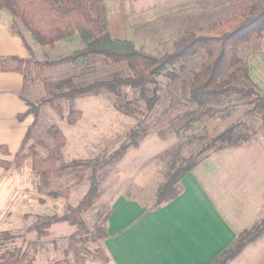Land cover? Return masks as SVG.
Segmentation results:
<instances>
[{
	"label": "trees",
	"instance_id": "obj_1",
	"mask_svg": "<svg viewBox=\"0 0 264 264\" xmlns=\"http://www.w3.org/2000/svg\"><path fill=\"white\" fill-rule=\"evenodd\" d=\"M252 8V4L239 5L230 16L215 22L208 34H185L182 38L172 41V47L168 52L156 56L138 49L133 40L112 36L106 0H0V12L10 13L15 23L21 24L40 46L54 48L61 42L72 41L75 38L81 43L80 47L74 48L69 54L56 58L46 56L37 59L34 55L28 59L15 56L0 58V67L3 71L21 74L26 83L29 81L31 84L39 83L45 93L36 102L25 99L28 111L19 118L32 115L33 125L29 128L14 161L0 160V166L9 169L13 164L20 166L25 160L31 159L37 175L39 194L52 198L69 196V189L60 182L63 173L69 172L83 177L85 171L91 170L90 189L77 207H70L68 212L60 217H36L29 230L35 232L38 237H43L54 224L60 222H69L71 225L85 228L82 214L90 210L98 197L99 170L110 159L112 163L119 161L127 150L138 147L140 142L150 135L145 118L160 102L161 94L164 91H171L166 87L164 89L161 78H167L169 81L167 84L172 86L179 83L180 88L184 90L183 94H188V106H183L188 109L183 111L182 107L181 110L178 107L180 103L169 105L170 107L174 105V110L179 114H187L188 120L182 129L191 132L184 142L179 141L173 149L180 144L183 148L192 145L196 137L202 140L201 135H196L197 126L221 113L225 105H232L234 102L251 106V113L257 114L264 126V95L251 81L247 59L240 55L241 46L253 41L259 42L264 37V4L256 12ZM200 52H204L205 57L199 68H188L185 61L194 58ZM109 63L126 66L130 74L104 80L103 77L106 75L110 77L114 72L110 69V74L108 73ZM98 67H102V70L106 67L104 75L91 78ZM53 68L64 69V72L62 75L49 78L48 71ZM126 89L134 91L138 98L144 100L145 107L142 111L128 98ZM104 92L112 96L114 108L120 113L134 116L142 112L143 115V119L126 135L125 144L113 155L93 162L77 160L59 167L57 160L65 146L66 138L56 127L51 129L54 146L48 148L46 157H42L33 145L28 146L42 105H50L62 119L66 118L69 124H74L81 116L80 111L72 108L65 116L62 102L73 103L79 98L98 96ZM253 136L256 135L250 133L244 122H237L203 143L189 158L176 166L165 183L160 186L156 207L176 198L181 179L212 153L242 146ZM37 145L45 146L42 141H37ZM0 153L9 154L4 147H0ZM109 214L110 212L106 215L103 225L95 227L96 234L103 243L107 237L106 224ZM263 235L264 220L241 234L212 264H229L248 245ZM13 238L11 232L0 233V250L3 240L8 242ZM77 242L75 237L70 239L74 261L64 259L55 264H83L84 256L77 247ZM100 254L107 261H111L105 249L99 250V256ZM26 259V254H22L18 249H7L3 253L0 251V264H26Z\"/></svg>",
	"mask_w": 264,
	"mask_h": 264
},
{
	"label": "crops",
	"instance_id": "obj_2",
	"mask_svg": "<svg viewBox=\"0 0 264 264\" xmlns=\"http://www.w3.org/2000/svg\"><path fill=\"white\" fill-rule=\"evenodd\" d=\"M107 1L112 36L128 39L126 32L114 28L115 19L125 20L122 6L115 15ZM64 43L71 47L69 52L56 53ZM80 46L75 38L44 48L10 13L0 12V58H56ZM247 62L251 81L264 95V51L249 53ZM26 85L21 74L0 67V147L9 152L0 153L2 161H14L34 122L32 115L19 118L28 111ZM178 143L174 137L151 134L119 160V187L111 198L103 243L113 264H212L241 234L264 220V142L258 136L212 153L181 179L179 194L170 202L149 207L131 195L129 184L144 189L159 181V190L165 183L159 180L163 158ZM64 210L62 200L40 196L31 160L9 170L0 166V233L23 227L27 215L51 217ZM229 264H264V235Z\"/></svg>",
	"mask_w": 264,
	"mask_h": 264
},
{
	"label": "rangeland",
	"instance_id": "obj_3",
	"mask_svg": "<svg viewBox=\"0 0 264 264\" xmlns=\"http://www.w3.org/2000/svg\"><path fill=\"white\" fill-rule=\"evenodd\" d=\"M107 4L115 15L119 14L118 12L122 6V16L125 17V20L116 21L115 19L114 28L126 32L128 39L133 40L138 49L159 56L171 49L173 40L180 39L188 33L206 35L215 22L230 16L237 6L252 4L254 12H256L262 7L264 0H139L136 2L126 0L122 5L115 2V0H108ZM67 46L66 43L60 44L56 53L65 54L69 52L68 50L71 47L67 48ZM254 51H264V39L240 47V55L244 59H247L249 53ZM204 57V52H200L197 56L185 62L188 64V68L197 69ZM109 67L108 73L110 74L111 70L114 72L110 77L109 75L103 77L104 80L130 74L124 65L109 63ZM101 68L98 67L91 78L104 75L106 67L103 70ZM53 69L48 71L47 76L49 78L62 75L64 72V69ZM119 71L122 73H119ZM182 77H186V75H182ZM168 82L167 78H161L164 89L166 87L171 91H164L161 94L160 102L151 114L145 118L146 125L150 135L165 138L174 137L178 141L184 142L191 135V132L182 129L183 124L188 120V116L187 114H179L174 110V105L171 107L169 105L170 103H178L177 105L180 103L178 107L182 110L183 106H188V94H183L184 90L180 88L179 83L172 86L167 84ZM34 85L32 87L30 81L27 82L25 97L36 102L45 93L40 88L39 83ZM126 92L128 98L134 101L139 110L142 111L145 107L144 100L138 98V95L132 90L126 89ZM62 106L65 116L73 108L80 111V118L74 124H69L67 119H62L50 105H42L38 122L28 143V146L33 145L42 157H46L48 148L54 146L51 129L53 127L58 128L66 138L65 146L62 148L61 155L57 160L59 167L77 160L93 162L103 157L108 158L125 144L128 132L143 119L142 112L136 113L134 116H127L117 111L114 108L112 96L106 92L98 96L79 98L73 103L63 101ZM186 109L188 108L183 107V111ZM250 110L251 106L242 102H234L232 105L227 104L222 108L221 113L198 125L195 131L196 135H201L203 139L199 140L196 137L192 145L183 148L180 144L167 154L163 158V171L159 180L165 182L176 166L189 158L203 143L233 123L244 122L250 133L258 136L264 142V126L259 116L251 113ZM37 141H42L45 146H38ZM27 151L28 148L25 149V152ZM118 163L119 161L112 163L110 159L99 170L98 181L100 187L98 197L90 210L82 214L85 228L71 225L69 222H60L54 224L47 235L38 237L35 232L29 230L30 225L36 221V218L27 215L23 227L11 232L14 236L13 240L8 242L3 240L1 253L7 251V249H18L22 254H26V264H55L57 261L64 259L73 262L75 256L70 250V239L75 237L78 240L77 247L84 256L83 264H113L101 254L99 256V250L104 251V245L96 234L95 227L104 224L105 217L110 210L112 195L117 192L119 187L117 185V173H120L117 171ZM60 182L69 189L67 198H52L40 195L42 198L62 200V203L65 204V210L63 213L54 215L59 217L65 215L70 207H77L88 193L91 185V170L85 171L83 177L65 172L61 175ZM158 182L153 181L150 186L144 189L129 184L128 186L132 190L129 193L136 198H140L147 206L156 207Z\"/></svg>",
	"mask_w": 264,
	"mask_h": 264
}]
</instances>
